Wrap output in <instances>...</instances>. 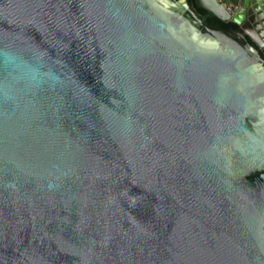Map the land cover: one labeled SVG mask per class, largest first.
<instances>
[{
  "label": "water",
  "instance_id": "obj_1",
  "mask_svg": "<svg viewBox=\"0 0 264 264\" xmlns=\"http://www.w3.org/2000/svg\"><path fill=\"white\" fill-rule=\"evenodd\" d=\"M194 1L0 0V264H264V0Z\"/></svg>",
  "mask_w": 264,
  "mask_h": 264
},
{
  "label": "trees",
  "instance_id": "obj_2",
  "mask_svg": "<svg viewBox=\"0 0 264 264\" xmlns=\"http://www.w3.org/2000/svg\"><path fill=\"white\" fill-rule=\"evenodd\" d=\"M187 3L189 4L190 8L194 10V12L196 13V15L202 20V22L205 25H209L212 27H217V28H221L223 30H227L229 28H238L235 24L231 23V22H223L221 20H219L218 18H216L215 16H213L212 14H210L209 12H207L204 9H201L200 7H198L195 4L194 0H186ZM249 42H251L249 40Z\"/></svg>",
  "mask_w": 264,
  "mask_h": 264
}]
</instances>
